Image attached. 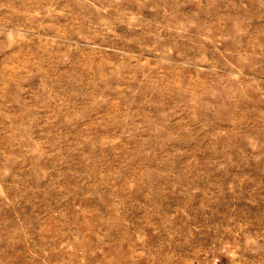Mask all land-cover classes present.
Masks as SVG:
<instances>
[{
  "label": "rangeland",
  "instance_id": "374dc122",
  "mask_svg": "<svg viewBox=\"0 0 264 264\" xmlns=\"http://www.w3.org/2000/svg\"><path fill=\"white\" fill-rule=\"evenodd\" d=\"M0 264H264V0H0Z\"/></svg>",
  "mask_w": 264,
  "mask_h": 264
}]
</instances>
